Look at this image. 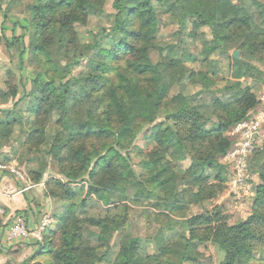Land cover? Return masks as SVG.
Segmentation results:
<instances>
[{
  "label": "trees",
  "instance_id": "16d2710c",
  "mask_svg": "<svg viewBox=\"0 0 264 264\" xmlns=\"http://www.w3.org/2000/svg\"><path fill=\"white\" fill-rule=\"evenodd\" d=\"M31 1V18L22 27L23 35L5 42L7 46L15 43L21 46V63L31 49L34 56L41 57L49 66V83L36 100L44 108V114L56 117L60 124L53 141L63 142L62 148L67 153L68 168L60 174L68 183L55 184L64 190L62 198L70 204L59 225L44 233L40 253L43 264H212L211 260L202 261L198 253L199 247L209 241L223 255L220 264H251L255 260L251 245L260 239L257 228L264 226V216L258 213L264 208V183L255 188L254 213L245 222L230 226L221 213L208 212L185 221L186 230L172 241L170 236L166 237V231L172 233L177 229L178 222L173 221L172 226L175 225L157 235L155 243L147 240L144 245L140 238L123 235L119 253L113 262L111 259L112 239L129 218L128 202L143 205L152 201L156 209L178 213L185 188L206 190L205 182L211 177L230 179V168L219 164L217 158L234 145L225 134L260 108L252 89L243 87L240 81L227 82L217 91L224 95L210 104L200 101L199 93L189 96L181 93L172 98L170 93L185 85L201 84L206 91L217 88L219 61L214 57L220 49H238L252 57L264 54V3L260 0ZM108 1L113 2L112 32L118 37L107 58L110 64L103 72L86 70L74 74L77 56L63 62L55 57L53 49L75 44L78 34L75 27L86 26L99 17ZM210 5L220 9L219 25L228 36L227 45L208 40L202 31L209 21ZM238 5L246 10V18ZM164 22L179 28L173 34L175 42L161 45L158 39ZM191 41L200 49L196 55L187 51ZM123 59L122 67L111 69V62ZM186 63H200L206 70L188 73ZM111 70L115 72L114 78L108 77ZM208 114L218 120L211 129L207 128L211 119ZM163 115L164 122L155 124L150 133L155 151L143 162L139 174L130 150L144 126L153 125ZM190 157L192 165L183 173L178 163ZM250 169L264 182V149L252 157ZM72 184L83 185L77 189ZM91 198L105 207L101 216H87L84 211ZM77 209L84 218L76 214ZM150 245L158 247L157 254L148 252Z\"/></svg>",
  "mask_w": 264,
  "mask_h": 264
},
{
  "label": "rangeland",
  "instance_id": "374dc122",
  "mask_svg": "<svg viewBox=\"0 0 264 264\" xmlns=\"http://www.w3.org/2000/svg\"><path fill=\"white\" fill-rule=\"evenodd\" d=\"M260 1L264 3V0ZM30 2L32 1L0 0V172L3 175L17 179L25 187L42 185L46 189L45 197L49 200L46 205L49 208V212L45 214L42 222L46 218L50 219L46 229L50 231L59 225L62 217L66 215L67 207L70 204L62 198L64 190L55 184L56 181H60L63 184L68 183L67 179L60 174V172H64L68 168L67 153L62 148L63 142H60L59 139L55 142L53 141L60 131V124L56 117L44 114V108L36 100L49 83L50 75L47 74L49 66L44 64L41 57L34 56L31 49L24 56V63H21V46L18 43L12 44V46H7L6 44L7 41L11 42L13 38L23 35L22 27H26L31 18L29 11ZM112 3V1H108L105 12L91 20L86 26L78 25L75 27L78 31L75 44L60 45L53 49L55 57L63 62H67L73 55L77 56L78 63L73 71L74 74L86 70L90 72L91 70L94 72L107 70L109 62L107 58L114 49L112 47L113 43L118 41V37L112 32L114 24L113 18L110 16L114 14ZM237 7L241 15L246 18L248 16L246 10L242 7L240 8L239 5ZM207 13L209 21L205 22L202 28L206 38L210 41L217 40L223 45H227L229 43L228 36L221 31L219 25L221 21L219 7L210 5ZM164 23L158 39V43L161 45L175 42L173 34L179 28L168 25L167 22ZM31 36L32 32L27 39V48L30 45ZM187 51L196 55L200 49L194 41H191L187 46ZM235 51H240L239 60L234 58L233 54ZM153 57L157 60L155 53ZM214 58L219 61L217 88L206 91L201 84L178 86L171 91L170 98L181 93L188 96L199 93L200 101L210 104L214 98H221L224 95V93L217 91L225 87L227 82L240 81L243 87L252 89L260 102V108L251 111L247 119L254 118L258 111L264 109V54L258 53L256 57H252L242 50L226 51L220 49ZM124 60L111 62V69L122 67ZM185 68L188 73L206 70L200 63H186ZM114 75L115 72H112V70L108 72V77L114 78ZM25 94L26 96H24ZM35 105H37L36 108ZM209 117L211 119L207 124V128L211 129L218 124V120L214 115ZM164 120L165 117L163 115L153 125L144 126L134 142V149L131 148L130 150L134 169L139 174L142 173L143 162L150 157L156 148L149 139L151 129L155 124L162 123ZM236 126L225 134L226 137L232 140L234 145L235 141L237 142V138L232 136V131H234ZM227 153L219 156L217 161L219 164L221 163L230 168L226 164L228 163L226 161ZM250 164L248 166V174L253 178L248 180V183L253 187L254 197L252 198L246 196V191L249 188L247 182L243 186L245 189H240L239 195L231 194L230 188L234 173L230 168V179L227 178V180L222 181L221 179L214 180L211 177L205 182L206 190H200V187L194 186L185 188L182 194L183 202L178 205L180 209L178 213H168L156 209L153 206L155 202L152 201H146L143 205L128 202L129 218L121 232L116 233L112 239L113 256L111 262L118 255L120 241L123 235L126 234L140 238L144 245L147 240H152L155 243L156 236L162 231H166L172 226L173 221H176L178 222L176 225L178 226L177 229L172 233L166 231V237L169 238L170 236L169 240L175 241L180 233L186 230L185 221L213 211L221 213L230 226L247 221L254 213L255 188L264 183L257 173L251 172ZM191 165L192 159L190 157L185 162L178 163V169L184 173L188 171ZM40 176L41 180L38 181L37 179ZM83 184L87 188V184ZM83 184H72L71 186L78 189ZM84 196L85 192L76 201L77 205H79L80 199H83ZM52 204L54 212L50 210ZM104 208L101 202L91 198L87 200L84 211L87 216H101ZM258 213L263 217L264 208H260ZM76 214L83 216L82 218L85 217L78 209ZM52 215L55 216V222ZM44 233L42 243H44ZM257 234L260 239L251 245L255 259L251 264H264V226L257 228ZM154 246H148L147 249L150 254H157L158 247ZM218 250V247L212 241H209L199 247L198 253L202 261L211 260L212 264H220L223 260V255Z\"/></svg>",
  "mask_w": 264,
  "mask_h": 264
},
{
  "label": "crops",
  "instance_id": "0c3cea01",
  "mask_svg": "<svg viewBox=\"0 0 264 264\" xmlns=\"http://www.w3.org/2000/svg\"><path fill=\"white\" fill-rule=\"evenodd\" d=\"M0 201L5 210L0 218V264H43L40 258L43 243L34 239H11L10 231L18 218H22L31 230L41 224L49 212L44 187H25L17 179L0 172ZM50 210L54 212L53 204ZM52 217L55 222V216Z\"/></svg>",
  "mask_w": 264,
  "mask_h": 264
},
{
  "label": "built area",
  "instance_id": "2783aa9c",
  "mask_svg": "<svg viewBox=\"0 0 264 264\" xmlns=\"http://www.w3.org/2000/svg\"><path fill=\"white\" fill-rule=\"evenodd\" d=\"M232 136L237 138L234 147L228 151L226 161L234 173L231 182V194L239 195L244 184H248L246 196L254 197L253 187L248 183L253 177L248 174V166L251 158L264 148V109L258 111L254 118L247 119L236 126L232 131ZM4 215V209L0 201V217ZM50 219L46 218L37 228L28 229L22 218H18L11 231V239H34L37 242L43 241V233L47 229Z\"/></svg>",
  "mask_w": 264,
  "mask_h": 264
},
{
  "label": "water",
  "instance_id": "95a60500",
  "mask_svg": "<svg viewBox=\"0 0 264 264\" xmlns=\"http://www.w3.org/2000/svg\"><path fill=\"white\" fill-rule=\"evenodd\" d=\"M233 55H234V58H235L236 60H239V57H240V51H235Z\"/></svg>",
  "mask_w": 264,
  "mask_h": 264
}]
</instances>
